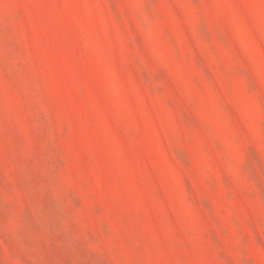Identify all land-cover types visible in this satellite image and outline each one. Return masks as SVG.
<instances>
[{"label": "rangeland", "instance_id": "1", "mask_svg": "<svg viewBox=\"0 0 264 264\" xmlns=\"http://www.w3.org/2000/svg\"><path fill=\"white\" fill-rule=\"evenodd\" d=\"M0 264H264V0H0Z\"/></svg>", "mask_w": 264, "mask_h": 264}]
</instances>
